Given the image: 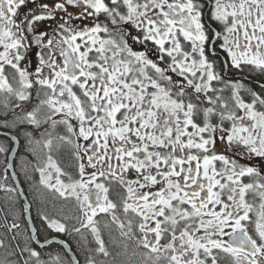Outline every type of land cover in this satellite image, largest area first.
<instances>
[{"label": "snow or ice", "instance_id": "obj_1", "mask_svg": "<svg viewBox=\"0 0 264 264\" xmlns=\"http://www.w3.org/2000/svg\"><path fill=\"white\" fill-rule=\"evenodd\" d=\"M230 69L260 76L259 91ZM0 128L49 150L35 170L77 202L72 231L95 244L84 264L111 256L100 214L142 264H264V0H0ZM54 140L72 145L75 176ZM53 243L64 254L44 260ZM0 264L81 262L33 228Z\"/></svg>", "mask_w": 264, "mask_h": 264}, {"label": "flooded vegetation", "instance_id": "obj_2", "mask_svg": "<svg viewBox=\"0 0 264 264\" xmlns=\"http://www.w3.org/2000/svg\"><path fill=\"white\" fill-rule=\"evenodd\" d=\"M224 75H225V79H233V80L246 76L248 77V79L244 80L243 82L249 85L250 87H252L253 89L259 91L256 81L262 78L256 75L255 73H253L252 75H249L247 69L243 73L237 72L235 69H230ZM230 94H231L230 90H226L224 93L225 97H229ZM12 102L15 103V100H13ZM1 130H4V129H1ZM31 130L32 129L30 126L24 127V131H31ZM5 131H10V130L6 129ZM63 134H65V130L63 126H58L57 129L53 132L54 137L58 135H63ZM37 146H38L37 160L41 162L44 159H46V156L49 154V150L43 147V143L37 144ZM51 155L53 156V158L57 161L59 166L64 171L69 172L73 174L74 176L76 175L77 165H76L75 157L73 156L72 145L59 144L57 141L54 140ZM108 186L111 189L109 193L110 199H113L114 202L118 203L120 195L122 194V190L115 183L109 184ZM47 198H49L51 200V203L54 204V206L58 208H55L52 211L44 210L46 213L44 215L48 216L49 218L60 220L62 223L67 225L68 231L65 233H56L54 230L49 229L55 234L47 235L46 232H44L45 227L42 226L39 228L40 232H42L43 234L42 236L43 238H40L41 241H43L45 238L49 239L53 236L63 239L67 243L68 241H70L72 243L73 252L79 255V258H78L76 254L77 258L79 260H84L83 248L85 244V238H86V241L89 247L94 248L95 244H94L93 237L90 233V230L82 229L81 233H75L72 231L73 227H79L78 217L80 216V212H79L77 202L74 199H63L58 194H52L50 196H47ZM46 199L45 197H37L35 201L36 207H38L39 205H43L47 201ZM249 199L250 200L252 199L251 196L249 197ZM256 203H258V200L256 201ZM63 205L71 206V215L69 217L64 216L62 212ZM96 219L99 222L98 227H100L101 229V233H102L103 238L105 239L106 246L108 247L111 253L110 257L104 258L103 256H100L98 257V260H106L107 262L108 261L114 262L115 260H124V261L133 260V261H136V264H137V262L141 260V257L139 255H136V256L132 255L131 246H129L127 251H125L124 244L126 242L123 240V238L120 237L119 231L116 229L115 225L111 224L110 217L105 216L104 214H100L98 217H96ZM41 223L46 225V223L43 220H41ZM106 224L108 225V227H105ZM53 244H56V243H53ZM47 247L48 246H46V248ZM219 259H220V264H231V257L228 256L227 254L220 253Z\"/></svg>", "mask_w": 264, "mask_h": 264}, {"label": "trees", "instance_id": "obj_3", "mask_svg": "<svg viewBox=\"0 0 264 264\" xmlns=\"http://www.w3.org/2000/svg\"><path fill=\"white\" fill-rule=\"evenodd\" d=\"M15 134L19 139V146L14 160L15 172L30 201L31 216L35 229L37 230V234L39 235V238H43V234L39 230L42 226L45 227L44 232H46L47 235L55 233L49 230L45 224L41 223V214L46 213L45 211H38L36 209L35 201L37 199V195L50 196L53 193L40 184V175L35 170L36 165L39 162L37 160L38 151H35L32 148V144H35V142L30 144L28 142V138L23 134V132ZM34 139H40L38 133L35 135ZM0 141L4 142L10 150V146L12 144L10 138L0 135ZM8 152L0 153V240H3L4 242V246L0 247V257L12 250L17 243H20L21 246H23L25 239L30 236L24 216V202L20 198L8 172ZM9 189H12V191H9ZM46 200L47 201L44 204L52 205L49 198ZM15 214L18 216L16 219L13 218ZM15 223H20V228L17 227L9 231V227ZM13 237H15V239H13ZM68 244L72 247V243L70 241H68ZM33 246L36 247L35 244H33ZM41 251L42 258L44 260L49 259L48 254H51L52 256H55L57 253L64 254V249L57 244L49 245ZM77 256L79 258L78 254ZM80 262L81 264H84V260H80Z\"/></svg>", "mask_w": 264, "mask_h": 264}, {"label": "water", "instance_id": "obj_4", "mask_svg": "<svg viewBox=\"0 0 264 264\" xmlns=\"http://www.w3.org/2000/svg\"><path fill=\"white\" fill-rule=\"evenodd\" d=\"M5 132H8V131H5V130H1L0 129V135H4ZM14 134V133H12ZM18 146H19V139L17 137V140L16 141H12V146L8 152V157H11V159L7 160V168H8V172H9V175H10V178L12 179V182L20 196V198L23 200L24 202V216H25V220H26V223L28 225V231H29V234L31 235V232H32V229L35 228L34 227V223H33V220H32V216H31V211H30V201L26 195V193L24 192L23 190V187L20 183V180L15 172V164H14V160H15V156H16V152H17V149H18ZM14 149V151H13ZM11 164V167H8V164ZM28 205V211H25V205ZM55 238L56 240H63V239H60L56 236H53L49 239H53ZM58 244V243H56Z\"/></svg>", "mask_w": 264, "mask_h": 264}, {"label": "rangeland", "instance_id": "obj_5", "mask_svg": "<svg viewBox=\"0 0 264 264\" xmlns=\"http://www.w3.org/2000/svg\"><path fill=\"white\" fill-rule=\"evenodd\" d=\"M32 148L35 150V151H38V146H37V144L35 143V144H32ZM40 156V155H39ZM47 189V188H46ZM38 190V189H37ZM41 192V191H40ZM51 193H53V194H57V193H55V192H53V191H51ZM37 197H45V199L47 198V196H38L37 195ZM64 199V198H63ZM55 208H58V207H55L54 206V204H52V205H46V204H44V205H39L38 207H36V209L38 210V211H52V210H54ZM62 212H63V214H64V216L65 217H69L70 215H71V206L70 205H63L62 206ZM15 213V212H14ZM18 216L15 214L14 216H13V218L14 219H16ZM15 224H17L18 225V227L20 226V223H15ZM20 228V227H19ZM130 261H132V262H130ZM107 264H136V261H133V260H115L114 262H112V261H108L107 262ZM137 264H142V262H141V260L140 261H138L137 262Z\"/></svg>", "mask_w": 264, "mask_h": 264}, {"label": "bare ground", "instance_id": "obj_6", "mask_svg": "<svg viewBox=\"0 0 264 264\" xmlns=\"http://www.w3.org/2000/svg\"><path fill=\"white\" fill-rule=\"evenodd\" d=\"M35 227V226H34Z\"/></svg>", "mask_w": 264, "mask_h": 264}]
</instances>
